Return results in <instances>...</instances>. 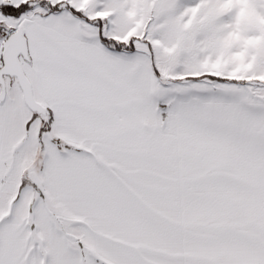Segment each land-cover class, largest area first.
Listing matches in <instances>:
<instances>
[{
  "label": "snow or ice",
  "instance_id": "6c2138e0",
  "mask_svg": "<svg viewBox=\"0 0 264 264\" xmlns=\"http://www.w3.org/2000/svg\"><path fill=\"white\" fill-rule=\"evenodd\" d=\"M0 264H264V0H0Z\"/></svg>",
  "mask_w": 264,
  "mask_h": 264
}]
</instances>
